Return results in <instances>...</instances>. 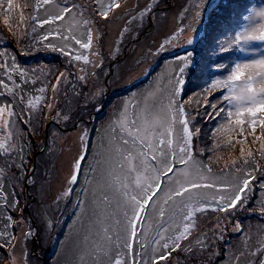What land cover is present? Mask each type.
Listing matches in <instances>:
<instances>
[{
  "label": "rangeland",
  "instance_id": "obj_1",
  "mask_svg": "<svg viewBox=\"0 0 264 264\" xmlns=\"http://www.w3.org/2000/svg\"><path fill=\"white\" fill-rule=\"evenodd\" d=\"M114 1L115 0H99V4L107 9V6L114 3ZM208 1L210 0H205L206 4H208ZM132 2L136 4L134 9L126 11V7L122 13L116 12V15H118L117 18H113L110 21L103 20V18L89 19L84 17L77 7L71 8L69 12L64 13V8L72 5V3L67 2V0H49L47 4L43 3L42 5L40 13L41 18L51 21L45 25V31L53 33L49 38L50 42L64 49L71 50L74 53L85 55L83 53H85L87 49L76 44L75 41L78 39L81 41V44H83L87 42L89 36H91L92 40L100 38L99 47L94 49L92 53H89L90 58L93 59L85 62L82 66L83 71H85L83 74V77H85L84 82L86 85L91 84L90 90L96 88L103 89L105 87L109 89L110 82L109 84H106L107 81L104 82L106 75L107 78L110 77L111 84L114 83L115 89H119L122 85L130 86L134 81L144 77L150 69H152L154 64L157 63L160 54L159 50L164 53L168 50L186 48L192 45V43H188L189 40L194 42V39L199 36L200 28L198 27L200 23H198L197 19L203 15L204 4L202 0H176L173 7L167 4L166 8L169 12H166L167 14L163 15L160 20L156 21L155 19L156 24H153L152 16H150L149 24L146 22V18L149 14L144 18L145 13L150 11V7L155 0H140V2L132 0ZM262 10H264V7L256 4L250 16V18H254L257 25L263 21L258 15ZM61 13H63V19L52 20V17ZM254 21L251 19L246 25L247 28H250ZM105 23L109 29L106 32V27H104ZM145 23L148 25L147 29L138 34L140 28L144 27ZM194 24L196 25L192 26ZM88 25L93 30L92 34ZM149 30L151 31L150 33H148ZM57 33H59V35ZM122 42L126 43V46H130L128 53L125 51V48L123 54L119 57L121 60L127 54L126 60L115 66V69L113 66L111 70V64H115L119 58L116 57L113 59L116 54L110 53V55H108L110 60L104 62L101 68L95 70L96 66L94 65H99V62L102 61L100 60L101 53L99 52L102 50V46H106L107 50L108 47H111L112 51H115L116 47L122 44ZM263 46L264 42L260 41H253L243 45L246 51L249 52V55H246L237 63L261 58V56H264ZM184 62V56L165 59V65L150 83L139 86L136 90H130V93L127 94L120 105H118L120 103L119 101L117 106H112V109L108 111L107 115L116 116H114L111 121L108 120L106 125L101 126L91 148L92 154L89 155V157L87 156V163L85 171L83 172L84 177H82L84 179V193L80 200L76 215L71 223L67 224V232L58 249L55 264H115L116 260H119L121 264H132L133 253L141 252V241H143L145 246V250L142 253V264H152L158 256L170 251V248L164 249L161 247L165 242L164 240H161L159 245L151 243L153 239L157 238L158 229H160L164 221L167 220L169 223L165 226L166 231H163L161 234L165 237L180 235L184 229V214L191 211L190 208L184 209L180 214L175 215L174 213L179 209L181 200L178 197H174L176 201L175 206H173L172 201H169L167 205H163L165 208L164 217L159 215V208L163 203V194L169 187H176V180H180L181 182L195 181L201 184L210 183L215 185L214 188L194 189L190 193H185L184 203H190L187 199L190 195L202 198L205 203L200 204V208L211 205L213 200L219 201L221 195L230 197L236 187L242 184L244 179L239 171H229V169L223 168L226 167V164L223 162L217 165L216 163L219 160L214 163L216 166V169H214L213 165L205 161L206 158L204 159L201 155L198 138L202 141L203 147H209L211 145L213 148H216V155H220L221 158L226 157V160H229L228 156H235V154L248 157L251 155L253 149L240 148L239 153H237L234 146L233 149L227 151L228 155H226V151L222 150L223 148L219 150L216 141L206 139L207 127L204 125V122L200 123V121H198L195 113H193V109H191L192 111L189 113L191 116L189 128L191 130L199 129V132H194L189 141L193 160L187 167L184 165L180 166L182 171L180 174L173 177V181L170 184L161 185V191L157 193V197L161 198L160 203L155 205L150 204L148 206V211L140 214V219L143 220V224L137 223V235L132 241L133 247L131 249H126L125 245L126 242L129 241L130 232L127 227V219L124 213L127 212L128 216H131V208L126 203L125 197L121 195L120 185L122 183H127L130 189L133 188L136 173L129 175L126 164L123 168L120 167V161L122 159L120 153L132 151L133 155H135L136 152L131 143L129 145H123L122 140H120L118 136L120 132L119 125L116 126V131L114 132L110 126V122L117 120L119 114L129 102L131 104H140L141 108H143L144 97L149 93H152V102L155 105L154 113L158 112L161 105L167 104L168 97L171 95L173 87L175 86L176 78L179 77L178 70ZM113 71L114 74H112ZM87 72H90L95 79L90 80ZM235 83V94H239V89L243 84V80ZM254 87L258 89L259 85H254ZM182 90L183 84L179 86V93L175 96L177 104H179ZM95 96H97V94ZM98 101L99 97L96 99V102L101 105ZM39 103L40 101L37 100L35 108L38 107ZM51 107L53 106L51 105ZM33 109L34 108H32V110ZM74 111L67 107V113L65 115L71 116L70 113ZM194 112L198 111L195 109ZM262 116L263 115H257V121L263 119ZM242 118L241 120L244 121L243 124H237L235 122L222 123L218 124L221 129L214 126V128L208 130H212V132H222L225 135L223 137L224 139H226L227 136L235 137V134L238 136V139H244L247 133L253 141H257V151L259 150L258 156L261 158L260 164L261 162L264 164V128H262L264 126H261L257 122L255 131H253L251 125L252 118L249 115H242ZM149 119L153 120L154 117H149ZM51 122L52 121L49 120L46 124L47 141H45L46 143L40 151H43L49 143L53 146V151H56V155L52 154V157H47L48 166L44 173L48 172L49 174L47 175L51 177L47 179L48 183H46V186H44L45 184L40 185L43 188H39L38 194L39 197H41L40 200L44 197V200L47 198V201H56L60 196L64 197V195L70 194L68 190L70 187L72 188V186L69 184V179L75 160L81 152L82 144L80 136L84 129L80 127L81 131H77L74 127H71L67 131L66 128V130L58 133L60 142L54 145L53 142L48 139V128ZM16 126V123L8 120L5 114L0 116L1 143L6 144L8 142L10 129L13 128L14 131H16ZM176 128L179 130L180 125L177 124ZM158 132H163V128H159ZM158 138L162 139L165 137L160 136ZM171 138H173L174 143L167 146L168 151L176 148V139L178 138L175 136ZM252 140H250V142H252ZM134 163L138 168L140 167L139 161H134ZM262 167L260 169L261 173L263 172ZM209 168L211 171L208 170ZM31 175L32 174L25 178L26 183L29 185L28 188L31 183L27 179L30 180ZM256 175L257 173H254V176L249 177L252 190L250 192L246 190L245 193L242 194L248 197L247 201H245V206L253 200V195L258 186L257 183L260 178L255 179ZM253 177L254 179H252ZM224 185H230L231 188L226 190L222 187ZM61 192H64V195H61ZM105 196L108 197L107 203L104 201ZM262 197H264V194H262ZM259 198H255L252 207L258 203H264V199L260 201ZM153 199L155 200L156 197ZM256 201L258 203H256ZM39 205L42 208L40 203ZM153 208L155 211L152 210ZM229 211L231 215L222 211H213L211 207L207 208L205 211H196L192 216L195 224L191 228L190 234L179 241V249L172 251L168 259L160 261V263L214 264L217 257L223 255L226 251L225 257L220 260L218 264H261V261H264V235L262 231V225H264V223H259L260 220L254 217L246 219L241 218L244 210L236 211L235 209H230ZM250 212H252V208ZM170 214H173L171 219ZM225 217H227V219H225ZM6 223L5 212L0 205V238L5 237L1 232L5 231ZM237 224L243 229V235H241L239 231H234ZM50 225L53 230H56L54 237H57L60 231L65 227L64 221L52 220ZM45 226L46 225H43L42 227L45 228ZM30 230L34 233V235L31 236L37 237V225L34 224L33 227L28 228L27 233ZM42 233L47 240L48 237L51 236L50 228L46 236L44 232ZM105 235L111 236L112 240H106ZM167 242L171 246V239H168ZM136 259L140 262L141 256H137Z\"/></svg>",
  "mask_w": 264,
  "mask_h": 264
},
{
  "label": "trees",
  "instance_id": "obj_2",
  "mask_svg": "<svg viewBox=\"0 0 264 264\" xmlns=\"http://www.w3.org/2000/svg\"><path fill=\"white\" fill-rule=\"evenodd\" d=\"M67 2H71L72 5L75 4L84 17L89 19L102 18L96 14L98 7L94 6L95 0H67ZM131 2L132 0H115L112 3L113 7L108 11V18L103 20L110 21L117 18L116 12L122 13L126 7V11L134 9L136 4ZM175 2L176 0H155L150 11L145 13L144 18L149 14L146 22L149 24L150 16H152L153 24H156L155 19L158 21L167 14L166 12H169L166 5L170 4L173 7ZM115 3H119L120 7H115ZM202 3L204 4L203 15L197 19L200 23L198 27L200 28L199 36L194 39L192 45L179 50H168L164 53L159 50L157 63L144 77L134 81L130 86L122 85L119 89H115L114 83L111 84L110 77L107 78L106 75L104 82L107 81L106 84L110 82L109 89L105 87L90 90L91 84L86 85L84 79H81L85 73L81 69L85 62L93 59L90 58L89 53L99 47L100 38L92 40L91 46L95 48H87V51L83 53L85 55L74 53L49 41L53 33L46 32V23H42L45 20L41 18L40 14L43 5L42 0H13L12 8L7 12V0H5L4 7H0V53L4 54L0 64L7 61V65L10 66L14 57L15 68L18 70H13L12 67L8 66L0 67V81H3L0 84V108H4L5 116L17 126L16 131L13 128L10 129L9 140L5 144L6 148L8 145L13 147L9 149L8 154H4L0 150V191L4 197L0 199V205L4 209L7 220L5 231L1 232L5 237L0 238V245H3L0 247V264H45V262L55 264L58 249L67 232V224H70L76 215L84 193V179L82 177H84L83 172L86 164L82 165L83 175H78V185H71L74 191L69 195H64V192H61L64 197L60 196L56 201H47V198L44 200V197L40 200L38 191L39 188H43L40 185L45 184L44 186H46L47 179L51 177L47 175L48 172L44 173L48 166V158L52 157V154L56 155V151H53V146L49 143L43 151H40L47 141V122L52 121L48 128V139L54 145L60 142L59 132L66 130V128L68 131L71 127L81 131L80 127H83L91 134L92 148L101 126L106 125L108 120L111 121L116 116L107 115L112 106H117L119 101L118 105H120L130 90H136L139 86L150 83L165 65V59L171 57L184 56L185 61L198 65L195 75H191L188 69H185L183 75L180 73V68L184 66L185 62L179 68V77L185 81L179 103L183 101L185 111L190 113L193 109L198 121L204 122L207 127L206 139L216 141L219 150L223 148L222 150L226 151V155H228L227 151L233 149L234 146L237 153H239L240 148L253 149L248 157L234 153L235 156H228L229 160H226V157L221 158L220 155H216V148L211 145L203 147L202 141L198 138L201 155L204 159H208L205 161L213 165L214 169H216L214 163L219 160L217 165L220 162L225 163L226 167L223 168L229 169V171H239L243 179L257 173L255 179L260 178L257 183L258 186L253 195V200L247 204V210L243 211L241 218L254 217L260 220L259 223H264V203L256 201L258 204L252 207L255 198L260 197V201L264 199L262 197L264 194V187H262L264 185V164L262 162L260 164L261 158L258 156L259 150L257 151L258 143L253 141L247 133L244 139H238L236 134L235 137L227 136L224 139L225 135L222 132L209 131L214 126L220 128L218 124L236 123L237 119L243 118L242 116H234L226 121L221 119L225 115L224 113L216 116L215 110L208 107V105L215 103L217 108L222 106L227 108V102L217 98L222 94H227L228 89L223 85L213 87V84L216 80L226 79L229 69L246 55H249V52L243 47L245 44L242 45L243 50H241L240 45H232L231 41L236 33L247 29L246 25L251 20L250 16L254 6L257 4L264 7V0H210L208 4L202 0ZM34 16L38 17L39 23L34 21ZM34 25L35 31H33ZM104 27H106L105 32L109 30L106 23ZM147 27L148 25L145 23L138 34ZM90 32L93 33L91 27ZM150 32L149 30L148 33ZM45 36L48 38L43 39ZM122 44H119L115 51H112L111 47H108L107 50L106 46L103 45L102 50L99 51L102 61L99 62L95 70L110 60L108 56L110 53L116 54L113 55V59L119 58L125 48L128 53L130 46H126V43L123 42ZM52 46H55L57 50L53 51ZM226 47L229 49L228 51H224ZM60 49H64L65 54H61ZM69 52L72 55H68ZM188 53H191V57L188 56ZM75 55L87 56L88 59L87 61L84 59L76 61ZM126 56L127 54L123 59L117 60L113 65L114 69L120 62L126 60ZM219 65L228 67L221 69ZM61 73L64 74L63 77H61ZM87 73L90 80L95 79L90 72ZM42 89L43 91H41ZM96 94L97 96H95ZM98 97V102L103 105L100 111L96 110L99 104L96 102ZM37 100L40 103L35 108ZM67 107L73 111L76 110L70 113L71 116L67 115L68 117L65 115ZM32 108L34 109L32 110ZM195 109L198 112H194ZM9 111L20 115L18 117L9 116ZM58 113L59 116H57ZM209 113L211 115H208ZM243 115H248V113L245 112ZM257 115H263L264 119L263 112H257ZM17 150H19V155H17ZM219 150L217 151L220 152ZM22 160L24 162L23 171L21 170ZM261 167L263 168L262 173L260 172ZM30 174H32L31 179L27 180L31 185L28 188L29 185L25 178ZM251 208L252 212H250ZM52 220L64 221L65 224L57 237H54L56 230H53L50 225ZM34 224L38 228L37 237L29 235L25 239L27 229L33 227ZM43 225H46L45 228L42 227ZM262 227L264 235V225ZM49 228L51 236L47 240L42 232L46 236ZM9 237H12L10 244L7 243ZM225 253L226 251L217 257L214 264H218L225 257Z\"/></svg>",
  "mask_w": 264,
  "mask_h": 264
},
{
  "label": "snow or ice",
  "instance_id": "obj_3",
  "mask_svg": "<svg viewBox=\"0 0 264 264\" xmlns=\"http://www.w3.org/2000/svg\"><path fill=\"white\" fill-rule=\"evenodd\" d=\"M42 2L47 4L49 0H42ZM4 4L5 0H0V7H4ZM12 6L13 0H7L6 12L10 10ZM94 6H99L97 14L103 19L108 18V11H110L113 7L112 4H109L107 9H105L103 5L99 4V0H95ZM114 6L117 8L120 7L119 3H115ZM74 7L77 6L75 4L67 6L64 8L63 12H69L71 8ZM258 15L262 18V20H264V10L260 11ZM33 19L37 23L40 22L36 16H34ZM59 19H63V13L52 17V20ZM250 19H253L254 21V18ZM49 22L51 21L48 19L42 21V23ZM33 31H35V25L33 26ZM57 34L59 35V33ZM47 38V36L43 37V39ZM253 41L264 42V22H261L257 25L254 21L250 28L245 29L243 32L236 33L235 37L231 41V44L240 45L241 50H243V44H248ZM75 42L76 44L87 49L91 46L92 39L91 36H89L87 42L83 44H81V41L78 39ZM188 43L191 44L193 41L189 40ZM52 50L56 51L57 49L55 46H52ZM228 50L229 49L227 47L224 48V51ZM60 51L61 54H65L64 49H60ZM67 54L72 55L71 52ZM3 55V53H0V60L3 59ZM188 56L191 57V53H188ZM74 59L76 61H80L81 59L87 61L88 58L87 56L75 55ZM5 66H8L7 61H4V63L0 64V67ZM8 67H12L13 70H18L15 68L14 57L12 65ZM197 67L198 65H195L194 63L190 64L186 60L184 66L180 68V73L183 75L185 73V69H188L191 75H195ZM219 67L223 69L228 66L219 65ZM81 71H83V69H81ZM21 74L23 75V73ZM63 76L64 74L61 73V77ZM84 78L85 77L83 76L81 77V79ZM242 80L243 84L240 86L239 94H235V82ZM2 83L3 81H0V84ZM183 83H185L184 80H181L179 77L176 78L175 86L173 87L171 95L168 97L167 104L161 105L158 112L154 113L155 105L152 102V93H149L144 97L143 108H141L140 104H131L129 102L119 114L117 120L110 122V126L114 132L116 131V126L119 125L120 132L118 133V136L119 139L122 140L123 145H129L131 143L136 152L135 155H133L132 151L120 153L122 157L120 161V167L123 168L126 164L129 175L136 173L134 177L133 188L130 189L127 183H122L120 185L121 195L125 197L126 203L131 208V216H128L127 212L124 213L127 219V227L130 232L129 241L126 242L125 245L126 249H131L133 247L132 241L137 235V223H140L141 225L143 224V220L140 219V214L146 213L150 204L155 205L160 203L161 198L157 197V193L161 191V185L170 184L173 181V177L177 176L182 171L180 166L184 165L187 167L193 160L189 147V141L194 132H199V129L191 130L189 128L191 116L185 111L184 102L181 101L179 104H177L175 101V96L179 93V86ZM257 84L259 85L258 89L254 87V85ZM221 85L227 88L228 92L227 94H222L217 99L226 101L227 108L224 106L217 108L215 103L208 105V107L215 110L216 116H220L221 113H224L225 115L222 116L221 119L228 120L234 115L242 116L246 112L252 118L251 125L253 131H255L257 122L261 126H264V119H260L259 121L256 119L257 112H264V56H261L259 59L250 60L248 62L236 63L229 69L227 78L224 80H216L213 84V87H219ZM41 91H43V89ZM101 109L102 105L98 104L96 110L100 111ZM4 111V108H0V116L4 115ZM8 115H15L18 117L20 114L9 111ZM208 115H211V113ZM57 116H59V113ZM149 117H154V119L150 120ZM236 123L243 124L244 121L237 119ZM177 124L180 125L179 130L176 128ZM77 127H79V125H77ZM159 128H163V132H158ZM160 136L165 138H158ZM174 136L178 138L176 139V148L168 151L167 146L174 143L173 138H171ZM80 141L82 148L80 154L75 160V164L70 175V185H78V175L83 174L82 165L87 163V156L92 154L91 134L86 129L82 131ZM12 147V145H8L6 148L4 143H0V150H2L4 154H8L9 149ZM19 154V150H17V155ZM134 161H139V168L134 163ZM23 166L24 162L22 160V171ZM208 170L211 171L210 168ZM252 179H254V177ZM250 184L251 180L249 178H245L242 181V184L236 187L235 191L232 192L230 197L221 195L219 197V201L213 200L211 205H206L205 208H200L199 205L205 203V201L200 197L190 195L187 197L190 203H184L185 193H190L194 189L198 190L201 188H214L215 185L210 183L201 184L195 181L181 182L180 180H176V187H169L168 190L163 194V203L159 208V215L164 217L165 208L163 205H167L169 201H172L173 206H175L176 201L174 197H178L181 200L180 207L174 213L175 215L180 214L184 209L190 208L191 211L184 214V229L180 235L165 237L161 234L163 231H166L165 226L169 223L167 220L164 221V223L161 225V228L158 229L157 238L153 239L151 243L159 245L160 241L164 240L165 242L161 245V247L164 249L170 248V251L158 256L152 262V264H160V261L168 259V257L172 254V251L180 248L179 241L186 238V236L190 234V230L195 224L192 216L196 211H205L207 208L211 207L213 211H222L231 215V212L229 211L230 209H235L236 211L247 210L245 201H247L248 197L242 194H244L246 190L249 192L252 190ZM222 187H224L226 190L231 188L230 185H224ZM262 187H264V185H262ZM68 191L71 193L74 191V189L70 187ZM154 197H156L155 200L153 199ZM2 198H4L3 193L0 191V199ZM104 201L105 203L108 202L107 196L104 197ZM152 210L155 211L154 208ZM172 215L173 214H170V219L172 218ZM9 219H11V217H9ZM225 219H227V217H225ZM234 231H239L241 235L244 234L243 229L240 228L239 224L236 225ZM29 235H34V233H32L30 230L27 234H25V239ZM11 239L12 237H9L7 243L10 244ZM105 239L111 241L112 237L105 235ZM168 239H171L172 241L171 246L167 242ZM0 247H3V245H0ZM144 250L145 246L143 241H141V252L133 253L132 264H142V253ZM137 256H141L140 262L137 261ZM115 264H121V262L116 260ZM261 264H264V261H261Z\"/></svg>",
  "mask_w": 264,
  "mask_h": 264
},
{
  "label": "water",
  "instance_id": "obj_4",
  "mask_svg": "<svg viewBox=\"0 0 264 264\" xmlns=\"http://www.w3.org/2000/svg\"><path fill=\"white\" fill-rule=\"evenodd\" d=\"M113 65H114V64H111V70H112V68H113ZM46 131H47V129H46ZM45 264H47V262H45Z\"/></svg>",
  "mask_w": 264,
  "mask_h": 264
}]
</instances>
